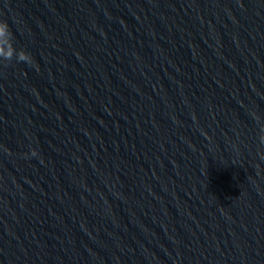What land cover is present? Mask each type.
<instances>
[{"label": "water", "instance_id": "obj_1", "mask_svg": "<svg viewBox=\"0 0 264 264\" xmlns=\"http://www.w3.org/2000/svg\"><path fill=\"white\" fill-rule=\"evenodd\" d=\"M5 21L0 264H264V0H0Z\"/></svg>", "mask_w": 264, "mask_h": 264}, {"label": "clouds", "instance_id": "obj_2", "mask_svg": "<svg viewBox=\"0 0 264 264\" xmlns=\"http://www.w3.org/2000/svg\"><path fill=\"white\" fill-rule=\"evenodd\" d=\"M5 31H7L11 36H13L12 33H11V30L9 28V25H8V23L6 21L3 22V23H0V35H3L5 33ZM2 54H4L3 50L0 49V55H2ZM6 56H7V59H11V51H9L6 54ZM18 59H19V61L31 62L30 54L26 53L24 50H22V53H21V55H20V57ZM33 154H35V153L33 152Z\"/></svg>", "mask_w": 264, "mask_h": 264}]
</instances>
